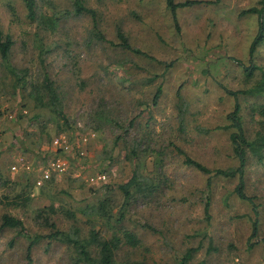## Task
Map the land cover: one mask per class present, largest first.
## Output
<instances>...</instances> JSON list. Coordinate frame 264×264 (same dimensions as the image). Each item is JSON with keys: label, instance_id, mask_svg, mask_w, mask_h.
I'll use <instances>...</instances> for the list:
<instances>
[{"label": "rangeland", "instance_id": "rangeland-1", "mask_svg": "<svg viewBox=\"0 0 264 264\" xmlns=\"http://www.w3.org/2000/svg\"><path fill=\"white\" fill-rule=\"evenodd\" d=\"M36 1L31 20L23 0H0V30L13 41L7 59L0 56V218L14 215L28 232L0 231V264H85L72 245L45 237L27 259L30 237L50 233L40 210L73 238L91 229L122 238L115 264H178L197 247L185 264H264V162L249 157L245 168V192L259 211L251 237L253 213L233 193L237 178L203 173L174 148L211 170L237 165L225 128L233 97L222 85L241 91L252 137L253 108L264 98L242 91L259 74L246 78L231 58L248 64L257 17L241 11L259 0H198L177 9L178 29L165 0H83L96 27L89 14H74V0ZM118 30L140 53L120 45ZM254 60L264 67V42ZM45 78L64 117L51 110ZM54 139L68 148L56 149ZM58 157L63 172L51 168ZM133 175L125 198L114 185ZM124 232L139 243L125 244ZM90 252L97 255L95 245Z\"/></svg>", "mask_w": 264, "mask_h": 264}, {"label": "trees", "instance_id": "trees-1", "mask_svg": "<svg viewBox=\"0 0 264 264\" xmlns=\"http://www.w3.org/2000/svg\"><path fill=\"white\" fill-rule=\"evenodd\" d=\"M216 2L219 0H215ZM24 6L27 10V16L29 19L34 20L37 17V1L36 0H23ZM167 8L170 10L174 24L178 29V22L176 12L178 8H183L187 6H191L197 3H200L198 0H185L182 2H175V0H165ZM73 11L75 15L81 14H89L93 20V26H97L96 21V13L94 9L87 7L83 0H74L73 2ZM242 14H255L257 17V31L256 34L249 46L248 50V64H244L241 60L236 58H231L234 62H236L241 68L246 78H253L258 72L259 79L256 80L255 84L247 89L246 91H242L246 94L261 96L264 98V67L257 65L254 60V55L257 47L264 42V0H259L258 4L254 7L247 8L241 11ZM117 37L120 39V45L128 50H131L136 53H140L138 49H134L130 46L127 39L123 35L121 31L118 30ZM13 44V41L9 35L3 36L0 30V56L3 60H6L8 57L9 50ZM207 72V70H206ZM44 84L46 85V91L48 93L49 105L52 107L51 110L57 116L64 117L62 111L59 109V98L56 95V91L52 88L51 83L44 79ZM222 88L225 93L232 95L233 97V105L232 109L227 113L226 119L229 122L225 128H231L232 131L229 133V140L231 143V148L233 151V155L237 159V165L234 167H230L228 169H215L211 170L205 167L203 164L193 159L189 155H186L182 152L178 147L174 146V148L181 154H184V163L193 166L194 168L202 171L203 173H212L214 175H222L225 177H236L237 183L233 189V193L237 196L238 199L248 203L251 206V210L253 213V218L251 220L252 230L251 237L257 235L258 231V205L256 203L255 197L253 195H248L245 192V168L247 166V159L249 157L255 159L259 163L264 162V101L262 103L257 104L253 108V114L257 115L256 119V129L253 133L252 137H249L246 133L245 127L243 125V118L241 116V106L238 100V93L241 91L231 90L222 85ZM161 89L158 87L155 91V94L152 98V102L155 103L160 96ZM176 97L180 104L181 101L180 93L177 91ZM184 108L180 106V112L183 114ZM182 121V119H181ZM182 124V122H181ZM135 175L131 177L129 181L124 184H116L118 189H120L125 198L131 196L130 188L136 185ZM104 202L99 204V213L105 218H108L109 215L106 213L104 209ZM50 210L53 207H49ZM209 200L205 203V218H209ZM43 224L50 229V233L47 235H37L34 234L30 237V241L26 248V257L30 259V252L32 247L38 242L41 238H52L59 239L63 242L72 245L78 254V260L84 262L85 264H115V255L117 250L120 248L122 243V238L113 234L110 238H100L98 232L95 229H91L89 232V237L85 239H79L77 237L73 238L69 234L60 231L56 224L50 221L49 216L46 215L44 210H40L37 213ZM6 228L14 229L18 235H28L26 227L23 221L15 217L14 215L3 213L0 218V231ZM123 239L125 244L134 247L139 243V239L137 236L130 232H124ZM95 245L97 249V255L94 257L91 255L90 246ZM254 243L248 240L247 246L248 248H252ZM198 250L197 248H188L182 257L180 258V262L178 264H185L192 257L193 253Z\"/></svg>", "mask_w": 264, "mask_h": 264}, {"label": "built area", "instance_id": "built-area-1", "mask_svg": "<svg viewBox=\"0 0 264 264\" xmlns=\"http://www.w3.org/2000/svg\"><path fill=\"white\" fill-rule=\"evenodd\" d=\"M53 145L56 146V149H67V145H63L59 139L53 140ZM82 154V152H81ZM62 157H58L55 161L51 162V168L53 171L57 172H63L65 170V162L62 160ZM50 171L49 169L42 171L41 176L36 180V185L39 186L41 183L45 180H47L50 177ZM104 176H98L97 179H103ZM93 180V178H92Z\"/></svg>", "mask_w": 264, "mask_h": 264}]
</instances>
